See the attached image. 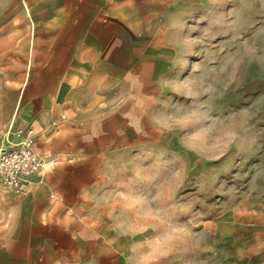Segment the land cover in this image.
Here are the masks:
<instances>
[{
  "label": "crops",
  "instance_id": "0c3cea01",
  "mask_svg": "<svg viewBox=\"0 0 264 264\" xmlns=\"http://www.w3.org/2000/svg\"><path fill=\"white\" fill-rule=\"evenodd\" d=\"M192 1L0 0V149L32 128L45 164L26 193L0 183V264H163L157 225L102 190L160 110ZM252 183L203 222L195 264H264Z\"/></svg>",
  "mask_w": 264,
  "mask_h": 264
},
{
  "label": "rangeland",
  "instance_id": "374dc122",
  "mask_svg": "<svg viewBox=\"0 0 264 264\" xmlns=\"http://www.w3.org/2000/svg\"><path fill=\"white\" fill-rule=\"evenodd\" d=\"M178 26L179 62L160 110L102 193L117 190L120 212L157 225L163 264H195L203 222L259 197L251 191L264 172V0H193Z\"/></svg>",
  "mask_w": 264,
  "mask_h": 264
},
{
  "label": "built area",
  "instance_id": "2783aa9c",
  "mask_svg": "<svg viewBox=\"0 0 264 264\" xmlns=\"http://www.w3.org/2000/svg\"><path fill=\"white\" fill-rule=\"evenodd\" d=\"M18 135L23 138L9 148L0 149V183L8 190L26 193L32 179L44 169V161L34 149L35 132L28 128Z\"/></svg>",
  "mask_w": 264,
  "mask_h": 264
}]
</instances>
